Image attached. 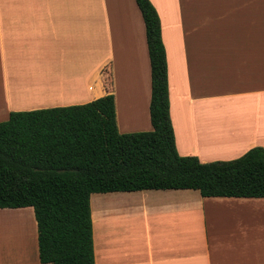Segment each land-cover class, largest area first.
I'll return each instance as SVG.
<instances>
[{
	"label": "crops",
	"instance_id": "1",
	"mask_svg": "<svg viewBox=\"0 0 264 264\" xmlns=\"http://www.w3.org/2000/svg\"><path fill=\"white\" fill-rule=\"evenodd\" d=\"M150 2L160 19L177 153L208 163L264 148V0ZM23 75L28 81L14 84ZM107 95L117 133L152 130L135 0H0V120ZM97 196L92 206L90 197L94 264H264V197L191 189ZM32 224L24 249L0 245V264H40Z\"/></svg>",
	"mask_w": 264,
	"mask_h": 264
},
{
	"label": "trees",
	"instance_id": "2",
	"mask_svg": "<svg viewBox=\"0 0 264 264\" xmlns=\"http://www.w3.org/2000/svg\"><path fill=\"white\" fill-rule=\"evenodd\" d=\"M135 2L150 63L152 130L117 133L110 95L11 112L0 122V209H33L40 264H94L92 194L191 189L202 197H264L263 147L208 163L177 153L160 19L150 0Z\"/></svg>",
	"mask_w": 264,
	"mask_h": 264
},
{
	"label": "bare ground",
	"instance_id": "3",
	"mask_svg": "<svg viewBox=\"0 0 264 264\" xmlns=\"http://www.w3.org/2000/svg\"><path fill=\"white\" fill-rule=\"evenodd\" d=\"M30 76L28 75H23L19 80L14 81V84H24L28 81ZM13 85V80L9 84V90ZM11 86V87H10ZM264 217V214H262ZM260 217H262L260 215ZM263 220V219H262ZM4 222L3 224L6 225V227L3 230L4 234V242L5 246H11L15 248L24 249V243H23V237L22 233H24L25 228H28L26 226V223L23 224V218L21 216H18L17 214H10V213H2L0 214V222ZM22 221V222H21ZM28 242H26L27 245ZM23 245V246H22Z\"/></svg>",
	"mask_w": 264,
	"mask_h": 264
},
{
	"label": "rangeland",
	"instance_id": "4",
	"mask_svg": "<svg viewBox=\"0 0 264 264\" xmlns=\"http://www.w3.org/2000/svg\"><path fill=\"white\" fill-rule=\"evenodd\" d=\"M7 119V118H6ZM1 121H3V120H0V122ZM98 196H97V194L95 195V194H93L92 196H91V206H92V204L95 202V200H96V198H97ZM263 206H264V204H263ZM258 209H259V207L256 205L255 206V212L257 213V212H260V210L258 211ZM11 212V211H10ZM12 212H16V211H12ZM19 213H22V214H19ZM30 213H31V215H30ZM11 214H17L18 216H21L23 219H24V222L23 223H26V226L28 227V228H26V231H27V234L26 233H22V236L21 237H23V239L25 238V236H26V238L27 239H31L32 238V229H33V221H35V219H34V213H33V210H32V208H25V210H23V212H17V213H11ZM262 214H264V208H262ZM260 219V222H261V224H260V229H261V233H262V236H261V244H262V247H264V217H263V215H262V217H260L259 218ZM261 219H263V220H261ZM22 222V221H21ZM4 222H0V234H1V238L2 239H0V245H3V244H5V242H4V234H3V230H4V228L6 227V225L5 224H3ZM27 253H26V256L28 255V250L26 251ZM29 253H30V255H31V250L29 249ZM263 258V257H262ZM26 259H27V261H28V257L27 258H25V263L27 262L26 261ZM22 261H23V258H22Z\"/></svg>",
	"mask_w": 264,
	"mask_h": 264
}]
</instances>
